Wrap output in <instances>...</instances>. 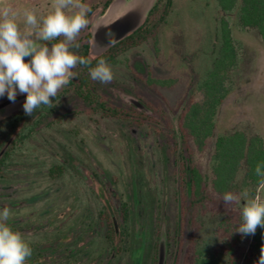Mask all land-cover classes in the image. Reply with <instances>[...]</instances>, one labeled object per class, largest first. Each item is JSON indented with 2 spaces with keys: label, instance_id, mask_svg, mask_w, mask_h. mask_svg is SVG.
<instances>
[{
  "label": "rangeland",
  "instance_id": "1",
  "mask_svg": "<svg viewBox=\"0 0 264 264\" xmlns=\"http://www.w3.org/2000/svg\"><path fill=\"white\" fill-rule=\"evenodd\" d=\"M82 1L94 11L90 25L76 38L78 44L85 42L84 35L91 33L93 22L105 12L100 11L105 0ZM171 1L155 36L120 54L115 64L109 63L113 80L94 81L112 106L128 111L133 119L101 116L95 107L66 95L2 167L0 209H10L6 223L32 248L26 264H150L155 246L156 264H179L192 245L219 261L225 259L216 226L228 209L239 211V205L225 208L209 203L207 210L193 214L189 208L177 236L178 192H182L177 116L188 101L202 99L197 85L210 67L217 47V20L224 16L237 64L228 74V95L218 108L213 136L203 152H194L193 162L211 177L216 136L243 131L264 140V38L255 29L239 25L237 8L223 14L215 0ZM4 2L21 14V26L25 8L34 9L41 18L51 4V0ZM79 49L72 50L78 54ZM101 53L89 49V58ZM73 71L78 75L79 66ZM148 74L175 82L169 88L149 87L143 82ZM20 111H24L23 103L0 108V155L21 128V124L15 130L6 127L8 119ZM141 113L146 115L144 120ZM55 165L62 166L63 172L51 178L48 172ZM251 189L241 187L240 193ZM256 195L264 198V186L256 188ZM182 198L187 207L185 194ZM101 200L110 201L109 216L116 232L127 234L117 253L108 251L103 239ZM121 201L128 208L126 222L119 218Z\"/></svg>",
  "mask_w": 264,
  "mask_h": 264
},
{
  "label": "trees",
  "instance_id": "2",
  "mask_svg": "<svg viewBox=\"0 0 264 264\" xmlns=\"http://www.w3.org/2000/svg\"><path fill=\"white\" fill-rule=\"evenodd\" d=\"M216 5L223 14H228L237 8V20L242 28L255 29L264 38V0H215ZM172 5L171 0H156L142 24L134 31L128 33L123 39L109 47L100 55L89 58V44L80 48L78 55L90 61L88 66L79 65L77 77L52 98L54 107L41 106L32 115H26L24 111L12 115L6 123L10 129H18L14 138L6 145L0 155V173L6 161L9 160L12 151L23 143L41 124L42 120L53 114L56 105L66 95H72L85 106L95 107L101 116L114 117L128 120L131 115L119 107L111 105L109 100L95 87L90 78L89 68L94 67L99 59H105L108 63L115 64L117 57L125 51L137 46L150 37L155 36L158 25L165 20ZM157 15L155 22L152 18ZM90 35H87L89 39ZM215 39L217 43L210 67L205 76L197 85L202 99H193L182 107L177 116V133L179 146L177 152L178 172L181 174L177 201L178 237L180 236V223L184 211L190 210L199 213L207 210L209 203L219 204L225 208L222 196L225 192L239 194L241 187H251L250 194L256 195L260 177L255 175L254 168L258 162H264V140L257 135H247L243 131H233L226 135L214 138L213 152L211 155V177L201 173L193 162L194 152H203L212 138L215 130V118L218 108L226 96L228 88L226 82L229 72L237 64V50L231 36V29L226 17L221 16L217 20ZM54 43V41H53ZM26 61L30 58H25ZM149 87H171L175 80L152 77L150 74L143 80ZM134 112V111H133ZM135 112L132 114L134 115ZM142 120L146 117L141 113ZM124 117V118H123ZM133 119V117L131 118ZM130 121V120H129ZM63 172L60 165L49 169V176L56 178ZM239 175L240 182L237 181ZM238 182V183H237ZM183 194L188 200V206L184 207ZM99 210V222L104 227L103 239L108 251H121L124 232H116V227L111 221L109 200H101ZM119 218L122 222L128 219L127 204L123 201L118 204ZM240 221L238 209H228L216 226V232L221 239L219 251L224 255V260L219 261L208 255L203 248L192 245L187 248L179 264H256L259 260L261 246H264V229L257 228L255 235L242 236L235 231ZM180 245V242H178ZM257 252V253H256ZM256 253V254H255ZM157 246L154 247L150 264H156ZM178 261L175 257L174 261Z\"/></svg>",
  "mask_w": 264,
  "mask_h": 264
},
{
  "label": "clouds",
  "instance_id": "3",
  "mask_svg": "<svg viewBox=\"0 0 264 264\" xmlns=\"http://www.w3.org/2000/svg\"><path fill=\"white\" fill-rule=\"evenodd\" d=\"M91 11L82 0H51L50 10L41 18L34 9L25 8L21 26L18 19L21 14L0 0V97L7 95L14 103L18 94H26L23 110L29 116L41 106L54 107L52 98L77 77L73 71L77 65L90 64L72 49H79L75 41L88 26L87 16ZM107 36L111 42L115 34L108 32ZM89 75L102 84L114 78L112 67L105 59L90 67ZM254 172L260 177L259 185L264 186V162H258ZM222 200L225 206H240L236 232L252 236L258 227L264 229V198L244 190L239 195L225 192ZM11 215L9 208L0 209V264H26L32 248L6 223ZM256 264H264V246Z\"/></svg>",
  "mask_w": 264,
  "mask_h": 264
},
{
  "label": "water",
  "instance_id": "4",
  "mask_svg": "<svg viewBox=\"0 0 264 264\" xmlns=\"http://www.w3.org/2000/svg\"><path fill=\"white\" fill-rule=\"evenodd\" d=\"M154 4V0H116L109 4L104 14L95 19L91 27L90 49L95 54L104 52L113 44L136 30L145 19ZM108 32L115 34L109 41ZM26 94H18L13 103L7 95L0 97V108L9 104L24 103Z\"/></svg>",
  "mask_w": 264,
  "mask_h": 264
},
{
  "label": "flooded vegetation",
  "instance_id": "5",
  "mask_svg": "<svg viewBox=\"0 0 264 264\" xmlns=\"http://www.w3.org/2000/svg\"><path fill=\"white\" fill-rule=\"evenodd\" d=\"M44 1H46V0H44ZM82 2H84V1H82ZM109 4H110V1H109V0H105L104 2H102V4H101V9H100L101 13H103V12L107 9V7L109 6ZM93 11H94V9H92V11H91L90 13H88V16H87L88 19H89L90 17H92ZM89 25H90V23H89ZM88 34H89V35L91 34V33H90V30H89V32H88L87 34L84 35L85 42L79 44V45H80L79 48L84 47L85 44H89V49H90V43H89V42L91 41V35H90V37H89V39H88V38H87V35H88ZM54 42H55V41H54Z\"/></svg>",
  "mask_w": 264,
  "mask_h": 264
}]
</instances>
